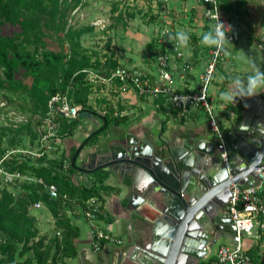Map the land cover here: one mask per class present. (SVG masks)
<instances>
[{"label":"crops","instance_id":"crops-1","mask_svg":"<svg viewBox=\"0 0 264 264\" xmlns=\"http://www.w3.org/2000/svg\"><path fill=\"white\" fill-rule=\"evenodd\" d=\"M185 6L190 15L196 13L197 18L202 20L200 3L197 5L196 0H187ZM235 9L237 11L234 13L237 14L239 10ZM227 13L230 15L229 12ZM210 27L205 22L196 29L189 25L181 26V28H176L174 35L169 36L168 33L164 40L169 46L174 42L178 43L175 39L177 32H184L189 36L186 47L178 46L179 51L183 53V58L171 66L177 79V87L183 91H194L199 85L200 76L206 67L210 51V47L201 43V38L203 33L210 30ZM237 34L239 41L234 48L230 61L217 68L210 87L213 110L225 135L232 132L238 116L246 111L247 106L251 105L256 109L264 101V91H258V94L252 97L243 99L238 97L235 102L222 99V93L230 90L232 79L239 76L246 80L257 69L264 71V48L261 45L260 47L255 46L258 44L257 39L254 40V43H250L249 39L240 32L238 26ZM118 59L120 61V58ZM126 63L132 65L125 67L143 68L145 66L143 62L133 64L127 60ZM184 64L187 67H184ZM93 95H97L94 100L92 99ZM100 95V93L93 91L89 97V103L97 112L111 116V122L106 123V132L101 135H94L104 124L101 116L79 117L77 119L78 126L73 133L61 135L62 137L52 157L59 159L62 155H70L73 150H80L76 158L77 167L87 166L89 172L87 174L79 170L71 172L72 179L76 184L90 185L93 183L95 177L92 172L95 170L101 169L107 172L108 177L103 184L112 189L101 191L98 198L102 201L106 214L101 218V224L108 232L122 239L124 244L121 246L105 244L99 251L93 250L91 228L83 217L84 209L76 204V200H73L64 208V215L78 232L73 241L75 255L65 258L64 262L65 264H150V257L137 251L136 246L144 244L146 238L150 239L151 242L162 235L159 217L162 203L158 196L154 195L153 197H145L144 202L138 207H134L132 195H145L146 180L140 175L135 182L131 173L122 175L114 170H104L101 168V153H118L123 146V140H129L132 143L145 140L149 145L159 146L166 139L173 143L176 138L185 137L202 139L205 140L206 144L213 140L215 142L213 159L220 161V151L217 149L218 138L209 131L207 117L203 113H191L185 117L179 116L162 98L141 97L132 90L122 92L117 89H114L112 95L107 98L108 102H104ZM90 138L92 139L87 143ZM229 150L231 154V149ZM257 183V178H251L249 181L250 186ZM50 215L52 214L50 213ZM258 221L264 223V216L260 217ZM220 228L222 231L216 232V236L223 242L207 245V252L200 264L213 259L221 245H232L234 227L230 219L224 217ZM244 243L246 250L253 257L254 263L264 264V229L259 224L255 226L250 236L245 237ZM121 255L123 257H120Z\"/></svg>","mask_w":264,"mask_h":264},{"label":"rangeland","instance_id":"rangeland-1","mask_svg":"<svg viewBox=\"0 0 264 264\" xmlns=\"http://www.w3.org/2000/svg\"><path fill=\"white\" fill-rule=\"evenodd\" d=\"M13 1L16 6L22 8L25 16L40 26L42 34L38 41L27 39L20 22H7L2 26L0 35L7 36L13 43L25 47L38 60L43 58L42 54L45 51L68 52L69 41L79 43L87 50V55L91 56L89 66L82 71L85 75L84 80L93 91L101 94L100 98L104 99V102H108L107 98L112 95L114 88L106 87L102 82H93L91 78L93 74L107 76L109 69L107 60L111 55L120 66L132 65L126 63L130 60L133 64L143 62L145 64L143 68H152L153 51L159 48L160 41L167 38L162 36L165 35L162 34L164 30H167L170 36L181 26L189 25L196 29L204 24L197 18L196 13L190 15L187 12L185 9L187 0ZM196 1L198 5L200 0ZM225 1L239 10L237 14L234 11L229 13L243 36H246L250 43L257 39L258 44L255 46L261 45L264 48V0H221L223 5ZM19 19L23 20V17L20 16ZM150 46L153 47L151 52ZM16 80L21 83L22 88L11 86L3 69L0 68V102H6L8 107L0 109V124L4 123L7 126L2 116L5 110L17 108L32 124V128L22 126L18 129L22 136L18 140L23 141V145H32L38 136L37 128L42 124L46 105L44 97L36 95L31 77L20 72L16 75ZM96 97L97 95H93L92 99ZM10 99L16 107L10 104ZM2 130L0 146L10 147L14 142L13 134L7 129L2 133ZM13 166L12 163L9 167ZM32 184L37 185L38 180L31 173L21 175L13 182H7L0 177V198H3L4 193L14 199L21 198L27 194ZM42 193L45 192L42 190ZM27 212L26 221L31 225V232L36 235L34 239L28 241V246L41 240V249L48 258L47 261L53 262V258H57V242L63 238V230L56 223L59 217L54 218L45 207L36 209L35 203H28ZM23 246V235L0 230V264H10L9 261L13 258L21 260L19 253ZM25 257H33V252L28 251L23 258Z\"/></svg>","mask_w":264,"mask_h":264},{"label":"water","instance_id":"water-1","mask_svg":"<svg viewBox=\"0 0 264 264\" xmlns=\"http://www.w3.org/2000/svg\"><path fill=\"white\" fill-rule=\"evenodd\" d=\"M82 116L91 118L92 114ZM225 139L231 149L228 167L221 157L220 161L213 159V140L206 144L202 139L178 137L159 146L145 140H123L118 153H101L104 170L131 173L135 182L140 175L146 180L145 195H132L134 207L154 195L162 203V235L151 242L146 238L144 244L136 246L150 257V264H200L207 245L223 242L216 232L222 231L224 217L230 219L226 207L231 185L250 187V179L256 178L254 169L264 165V101L256 109L247 106ZM217 149L221 154L218 143ZM79 153L72 158L73 166ZM75 167L89 172L87 166Z\"/></svg>","mask_w":264,"mask_h":264},{"label":"built area","instance_id":"built-area-1","mask_svg":"<svg viewBox=\"0 0 264 264\" xmlns=\"http://www.w3.org/2000/svg\"><path fill=\"white\" fill-rule=\"evenodd\" d=\"M219 6V16L221 22L228 28V51L229 56L217 53L216 49L210 47L208 60L204 71L199 80V85L194 91H183L177 87V79L172 71V64L183 58V53L178 49V43L167 45L164 40L160 41L159 48L153 52L154 63L152 68H132L117 66L112 69L107 76L93 74V82L113 87L122 92L132 90L138 96L151 97L153 99L162 98L165 103L174 109L179 116H188L191 113H203L207 117L209 131L218 138V148L221 150L220 157L226 167H228L229 149L210 99V87L213 82L217 68L231 59L236 44L239 41L237 27L233 23L231 15L223 8L221 0H214ZM202 6V20L213 27L216 23L209 11H215L216 6L209 0H200ZM210 27V28H211ZM166 31V32H165ZM162 36H167V30L162 32ZM184 67H187L184 64ZM0 109H8L6 102H0ZM82 107L74 103L67 93L56 94L49 98L47 109L42 119V124L37 128L38 137L34 145H27L24 148L10 149L6 151L0 159V177L7 182H13L21 175L18 172L10 173L4 167V162L13 155L38 161L45 158H53L61 136V122H68L82 116ZM4 122L7 126L19 123H28L22 113L15 109L3 112ZM1 116V118H2ZM3 119V118H2ZM62 170H70V162L65 160ZM258 183L244 188L238 183H234L230 188V198L228 201L227 212L234 227L232 245H221L215 257L204 264H255L253 257L245 248L244 239L250 236L257 224L264 229V223H259L258 219L264 216V165L255 168ZM50 198H58L60 193L58 187L52 183H46L42 179L38 180ZM66 198V195H64ZM41 202L35 203V208H42ZM105 209L102 201L98 198H91L85 203L83 217L91 228V246L93 250L99 251L105 244L121 246L123 240L108 232L101 224V218L105 216Z\"/></svg>","mask_w":264,"mask_h":264},{"label":"trees","instance_id":"trees-1","mask_svg":"<svg viewBox=\"0 0 264 264\" xmlns=\"http://www.w3.org/2000/svg\"><path fill=\"white\" fill-rule=\"evenodd\" d=\"M222 7L227 12L237 11L228 1H225L224 5L222 3ZM20 16L23 17V20L19 19ZM7 22H20L23 34L27 39L38 41V37L42 34L40 26L25 16L22 8L16 6L13 0H0V32L2 26ZM152 48L150 46V52ZM42 55V59H35L25 47L13 43L11 38L7 36L0 35V68L3 69L4 75L11 86L14 88H22L21 83L16 80V75L20 72H24L26 76L31 77L32 87L36 95L44 97L43 101L46 105L45 112L47 102L51 96L68 92L73 102L81 105L82 113H90L92 116L102 117L104 124L94 135H101L106 132V123L111 122V116L97 112L89 103V97L93 92V88L85 82V75L82 72L91 62V56L87 55V50L83 49L79 43L69 41L68 52H64V50L58 52L45 51ZM112 57L111 55L107 60L109 69L106 75L112 69L119 66L117 60H114ZM9 101L11 102L10 104L16 107L12 99ZM77 119L79 117L70 122L62 120L61 135L65 133L72 134L78 126ZM115 120L117 122V119ZM22 126L32 128L29 120L28 123H19L15 126L12 124L10 126H5L4 123L0 124V130L3 128L2 133L4 129H7L13 134L12 138L14 139L10 147L0 146V159L10 149L24 148L27 146L23 145V141L18 140L22 137L18 130ZM35 141L32 145H34ZM76 152L77 149L73 150L70 155H62L59 159L45 158L38 161H32L16 154L4 162L5 169L10 173L18 172L21 175L31 173L36 180L42 179L46 183L55 184L60 193L58 198H50L43 186L38 183L37 185L32 184L31 188L27 190V194L23 197L21 196V198L14 199L6 193H4L3 198H0V230L24 236V246L19 253L21 260H15L13 258L9 261L10 264H65V258H70L75 255L73 241L77 237L78 232L65 217L64 208L70 202L76 200V204L84 209L85 203L88 200L91 198H99L101 191H110L112 189L103 184L108 174L101 169L92 172L95 180L90 185L76 184L73 181L71 172L77 170L75 167L77 166V159L75 160V166H73L72 158ZM65 160L70 162L69 171L62 170ZM12 163L14 166L10 168L9 166ZM42 190L45 192L44 194ZM64 195H66V198H64ZM36 202H41L42 207L47 208L54 218L59 217L56 223L63 230V238L60 242H57V258H53V262L47 261L48 258L45 257L41 249V240L28 246V241L36 237L35 233L30 230V223L26 221L28 203L33 204ZM28 251L33 252V257L23 258Z\"/></svg>","mask_w":264,"mask_h":264},{"label":"clouds","instance_id":"clouds-1","mask_svg":"<svg viewBox=\"0 0 264 264\" xmlns=\"http://www.w3.org/2000/svg\"><path fill=\"white\" fill-rule=\"evenodd\" d=\"M216 6L215 11H209L211 13L215 12L216 15L211 18L216 21L215 25L210 28L206 33L202 34L201 43L208 47H213L216 49L217 53H223L225 56H229L228 51V31L225 24L221 22L219 16V6L214 2V0H209ZM171 39V37H170ZM175 39L178 41L179 47H186L189 40V36L184 32H177ZM258 91H264V71L257 69L253 74L249 75L246 80L241 79L239 76L231 80L230 90L222 93V99L225 101L235 102L239 97L241 99L246 97H252L258 94Z\"/></svg>","mask_w":264,"mask_h":264},{"label":"bare ground","instance_id":"bare-ground-1","mask_svg":"<svg viewBox=\"0 0 264 264\" xmlns=\"http://www.w3.org/2000/svg\"><path fill=\"white\" fill-rule=\"evenodd\" d=\"M229 149V148H228Z\"/></svg>","mask_w":264,"mask_h":264}]
</instances>
